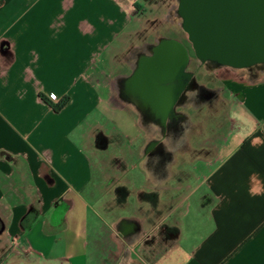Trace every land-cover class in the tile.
<instances>
[{
    "label": "crops",
    "instance_id": "1",
    "mask_svg": "<svg viewBox=\"0 0 264 264\" xmlns=\"http://www.w3.org/2000/svg\"><path fill=\"white\" fill-rule=\"evenodd\" d=\"M143 4L0 0V240L28 253L25 264H264V79L250 77L255 65L218 71L229 130L207 160L192 164L198 183L187 186L179 220V185L168 186L175 174L166 171L174 165L154 164L141 170L150 179L114 191L121 216L107 214L109 222L97 225L95 217L90 239L75 241L71 214L86 198L97 201L95 188L104 184L94 183L87 153L111 146L102 123L107 117L124 125V138L140 137L129 101L118 95L117 103L114 91L146 49L132 43ZM67 250L73 262L54 254Z\"/></svg>",
    "mask_w": 264,
    "mask_h": 264
},
{
    "label": "rangeland",
    "instance_id": "2",
    "mask_svg": "<svg viewBox=\"0 0 264 264\" xmlns=\"http://www.w3.org/2000/svg\"><path fill=\"white\" fill-rule=\"evenodd\" d=\"M143 7L140 14L139 21V37L133 40L134 45H146V49L143 48L138 50L136 56H140L142 53L148 52L153 44V41L159 39H173L177 43L181 44L186 48L190 43L188 42L187 35L181 28V18L178 15L177 7L178 0H142ZM133 34V33H132ZM143 45V46H144ZM191 47V46H190ZM146 52H145V50ZM191 54L189 56L190 63L183 70L184 78L180 79L179 82H173L171 86H167V91L173 97L177 96L179 91H182V96L178 97L180 100L179 105L173 109L172 117L175 115L187 116V122L177 125L173 123H166V132L174 133L180 132V135L185 134L183 138L187 136L191 138L190 146L181 145L180 139L173 144L175 149L179 151H185L189 148L192 153L188 152L187 156H176L174 150L170 146L164 144L163 152H148L145 154L144 150L149 147L153 142L157 140V134L163 131V124L159 125L157 121L153 118L149 108L142 109L139 104L136 107L129 106L128 108L134 114L135 119L139 124L140 137L138 140H130L123 137L124 125H119L108 121L107 117L104 120L103 132L107 134L112 141H110L111 146L104 151H95L92 148L87 149V153H91L90 158L93 162V172L96 181L94 182L97 187L99 182L104 183L102 187L95 188V196L98 197L97 201H93L90 198H86L85 203L77 205L76 211L71 214L76 221H78V228L74 232L77 233L75 241H82L83 239H90L91 224L94 222L96 217V223L100 224L104 221L109 222L111 216L106 217L107 214L113 215V217H119L122 213V205L118 201L117 203L111 202L112 195L114 191L120 192L121 183H126L128 181L140 179L148 180L151 176L147 174L142 175L144 168L151 171L154 169V164L157 165H171L169 169L166 170L167 173L171 171L175 174L172 179L168 181V186L179 185L183 189L186 185H190V181L193 180V184L198 183L196 178V173L193 175L192 179V164H196L198 161H204L209 158L208 155L214 153L215 147L217 146L216 138L222 134L228 132L230 126V116L232 111H228V104L225 102L224 93L219 92V79L218 71L222 66L216 65L212 62H200L194 55L193 50L189 51ZM130 62L134 64L135 55L130 54ZM134 55V56H133ZM260 71H257V70ZM252 73L250 77L258 76L259 79H264V64L255 65L251 68ZM237 72V71H236ZM245 72V71H243ZM112 78V77H110ZM115 78V77H114ZM113 78V81H114ZM182 80V81H181ZM189 82V83H188ZM188 87L184 89V85ZM117 103L118 95H120V90L116 87L114 91ZM206 94V96H205ZM192 97V98H191ZM126 103L125 97H123ZM190 99V100H189ZM189 100L188 102H186ZM95 117L98 114H94ZM116 115V114H115ZM100 119V117H99ZM156 121V122H155ZM129 126L127 127V129ZM131 130V126L129 128ZM177 130V131H176ZM188 133V134H187ZM172 135L173 137H175ZM178 138V136H177ZM212 139V140H211ZM188 146V147H187ZM183 147V149H181ZM95 153V154H94ZM158 154V156H156ZM211 156V155H210ZM124 164V168L121 169L120 165ZM138 166L136 169L132 166ZM187 166V167H186ZM120 167V169H119ZM144 169V170H145ZM166 173V174H167ZM142 175V177H141ZM95 180V179H94ZM113 181L120 182L118 188L113 191L107 192L110 183ZM192 184V186H193ZM183 190L184 194L178 193V217L177 220L181 218V215L185 212V205L183 207L181 203L189 196L192 189ZM202 191V190H201ZM201 191L195 192L192 198L196 200L199 198ZM159 199V195H154V201ZM102 225V224H101ZM73 229V228H72ZM85 230V232H84ZM76 247H73V250ZM77 249V248H76ZM81 253L84 254V251ZM55 255L65 254L71 262H73L72 255L75 257L74 253L70 251L56 252ZM77 256V255H76ZM80 256V255H78ZM83 256V255H82ZM30 255L24 251L19 252L15 249V246L11 242H7L4 239L0 240V264H25L26 259ZM86 258V259H85ZM81 260L88 262L91 259L90 248H87V255ZM35 264L36 261H35ZM89 264V263H88Z\"/></svg>",
    "mask_w": 264,
    "mask_h": 264
},
{
    "label": "water",
    "instance_id": "3",
    "mask_svg": "<svg viewBox=\"0 0 264 264\" xmlns=\"http://www.w3.org/2000/svg\"><path fill=\"white\" fill-rule=\"evenodd\" d=\"M177 12L200 61L236 69L264 63V0H178ZM162 47L175 56L174 74L152 72L151 85L179 76L185 66L184 46L167 41Z\"/></svg>",
    "mask_w": 264,
    "mask_h": 264
},
{
    "label": "flooded vegetation",
    "instance_id": "4",
    "mask_svg": "<svg viewBox=\"0 0 264 264\" xmlns=\"http://www.w3.org/2000/svg\"><path fill=\"white\" fill-rule=\"evenodd\" d=\"M167 41H153L152 46L150 47V50L145 53L144 56H138L136 59V67L130 68L129 70V77L124 80L123 82V88L120 92V95L125 97V99L128 102V104L132 107H136L137 104H139L140 108L143 110L146 108H149L153 118L157 121L156 123H159V125L163 124L162 128L163 131L158 132L157 134V140L153 142L151 145H149L148 148L144 150L145 154L148 152H163L164 150V144L166 146H170L172 150L176 153V156H187L192 151L187 148L185 151H179L178 149H175L173 144L176 143L179 139L180 141L177 142V145H188L190 146L191 138L188 136L186 138H183L185 134H182L179 137L180 132L174 133H168L166 132V123H173L176 125L181 123H185L188 120L187 116L182 115H175L172 117L173 109L179 105L178 102L180 100L178 97L182 96V91H179L177 93L176 97H173L169 94L167 91V86H171L173 82H179L180 79L184 78L183 70L186 68V66L190 63L189 56H190V50L192 48L189 44L186 46L187 50V59L185 62L184 69L182 70V73L179 76H176L174 78H171L167 81L162 82H154V85H151V82L149 81L151 73L160 72L163 73L162 75H168L167 73L174 74V64H175V56L173 55V52H169L168 50L164 49L162 47V44ZM199 60V59H198ZM200 61V60H199ZM202 62V61H200ZM150 64H156L157 68H150L147 67ZM264 63H261L259 65H262ZM258 65V64H257ZM163 66V67H162ZM169 68V69H168ZM260 71V70H257ZM182 81V80H181ZM189 83V82H188ZM174 85V84H173ZM184 89L188 87V84L185 86ZM206 96V94H205ZM192 98V97H191ZM190 100V99H189ZM187 100L186 102H188ZM138 107V106H137ZM177 131V130H176ZM188 134V133H187ZM174 135L175 137H173ZM178 136V138H177ZM190 143V144H189ZM187 146V147H188ZM183 149V147H181ZM189 152V153H188ZM158 156V154L156 155ZM123 165H120L122 167ZM187 167V166H186ZM188 185L183 189L182 187H179L177 195L179 192L185 193L187 192L186 189ZM185 190V192H183Z\"/></svg>",
    "mask_w": 264,
    "mask_h": 264
},
{
    "label": "trees",
    "instance_id": "5",
    "mask_svg": "<svg viewBox=\"0 0 264 264\" xmlns=\"http://www.w3.org/2000/svg\"><path fill=\"white\" fill-rule=\"evenodd\" d=\"M44 101H47L46 99L42 98ZM68 102V98L67 97H64L61 102L57 105H54L52 106V109L54 112H59L65 105L66 103Z\"/></svg>",
    "mask_w": 264,
    "mask_h": 264
},
{
    "label": "built area",
    "instance_id": "6",
    "mask_svg": "<svg viewBox=\"0 0 264 264\" xmlns=\"http://www.w3.org/2000/svg\"><path fill=\"white\" fill-rule=\"evenodd\" d=\"M50 100H51V101L55 100V97H53V96H52V97H50Z\"/></svg>",
    "mask_w": 264,
    "mask_h": 264
},
{
    "label": "bare ground",
    "instance_id": "7",
    "mask_svg": "<svg viewBox=\"0 0 264 264\" xmlns=\"http://www.w3.org/2000/svg\"><path fill=\"white\" fill-rule=\"evenodd\" d=\"M172 75V74H171Z\"/></svg>",
    "mask_w": 264,
    "mask_h": 264
}]
</instances>
